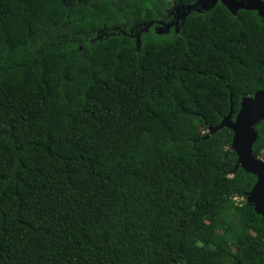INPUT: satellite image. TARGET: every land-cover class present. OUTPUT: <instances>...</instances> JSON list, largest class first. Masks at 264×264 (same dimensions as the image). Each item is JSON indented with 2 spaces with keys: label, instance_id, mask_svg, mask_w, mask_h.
Listing matches in <instances>:
<instances>
[{
  "label": "trees",
  "instance_id": "trees-1",
  "mask_svg": "<svg viewBox=\"0 0 264 264\" xmlns=\"http://www.w3.org/2000/svg\"><path fill=\"white\" fill-rule=\"evenodd\" d=\"M163 3L0 0V264H264L256 177L206 138L264 89V20L219 2L139 44Z\"/></svg>",
  "mask_w": 264,
  "mask_h": 264
},
{
  "label": "water",
  "instance_id": "water-1",
  "mask_svg": "<svg viewBox=\"0 0 264 264\" xmlns=\"http://www.w3.org/2000/svg\"><path fill=\"white\" fill-rule=\"evenodd\" d=\"M222 3L233 15L240 10L256 11L264 20V0H196L192 4L177 5L178 16L173 22L160 21L156 28L158 34L168 33L172 25H175L176 32L180 31L187 17L193 12H208L218 3ZM155 21L146 23L144 31H147ZM140 44L141 32L135 33ZM232 99V96H231ZM264 121V89L255 95L244 97L240 103V110L234 117V105L221 123L209 128V136L229 128L233 132L232 148L235 151L238 161L235 170L239 167L256 177V182L248 194L247 201L254 205L257 214L261 215L264 221V160L254 153V145L258 139L256 125Z\"/></svg>",
  "mask_w": 264,
  "mask_h": 264
},
{
  "label": "flooded vegetation",
  "instance_id": "flooded-vegetation-1",
  "mask_svg": "<svg viewBox=\"0 0 264 264\" xmlns=\"http://www.w3.org/2000/svg\"><path fill=\"white\" fill-rule=\"evenodd\" d=\"M177 4H176V2L174 3V9L172 10V11H167V13H166V19H162V20H158V21H155V24L154 25H152L155 29L157 28V26H158V23H160V21H165V23H167V22H173L175 19H176V17L178 16V12H177ZM145 24L146 23H143V25L141 26H137L136 27V29H138V28H140L141 27V29L139 30L138 29V31L137 32H143L144 31V28H145ZM175 28H176V26L175 25H172V27L170 28V31L168 32V33H170L172 30H175ZM121 30V29H120ZM130 30V34H132L133 33V29L131 28V29H129ZM124 34H127V32L126 31H124V30H121ZM148 31V30H147ZM145 32V31H144ZM133 36H135L134 34H132Z\"/></svg>",
  "mask_w": 264,
  "mask_h": 264
},
{
  "label": "rangeland",
  "instance_id": "rangeland-1",
  "mask_svg": "<svg viewBox=\"0 0 264 264\" xmlns=\"http://www.w3.org/2000/svg\"><path fill=\"white\" fill-rule=\"evenodd\" d=\"M174 3H175V0H164V3L162 4V7L165 11V13H167V11H172L174 8ZM261 158L264 160V151L262 153V156ZM237 201H241V199H237Z\"/></svg>",
  "mask_w": 264,
  "mask_h": 264
}]
</instances>
